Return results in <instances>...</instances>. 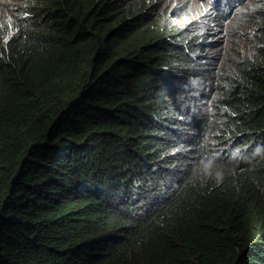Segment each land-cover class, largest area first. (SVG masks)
<instances>
[{
    "label": "trees",
    "instance_id": "trees-1",
    "mask_svg": "<svg viewBox=\"0 0 264 264\" xmlns=\"http://www.w3.org/2000/svg\"><path fill=\"white\" fill-rule=\"evenodd\" d=\"M224 3L0 0V264H264V0L245 48Z\"/></svg>",
    "mask_w": 264,
    "mask_h": 264
},
{
    "label": "clouds",
    "instance_id": "clouds-1",
    "mask_svg": "<svg viewBox=\"0 0 264 264\" xmlns=\"http://www.w3.org/2000/svg\"><path fill=\"white\" fill-rule=\"evenodd\" d=\"M244 0H224V9L226 13H229L231 18L228 21L227 27H232L237 24V18H239L244 10L243 7Z\"/></svg>",
    "mask_w": 264,
    "mask_h": 264
},
{
    "label": "rangeland",
    "instance_id": "rangeland-1",
    "mask_svg": "<svg viewBox=\"0 0 264 264\" xmlns=\"http://www.w3.org/2000/svg\"><path fill=\"white\" fill-rule=\"evenodd\" d=\"M9 1V0H4V2ZM246 19H250L252 20L253 17L251 16L250 13L247 12V17ZM243 29V28H241ZM235 31V30H234ZM221 39H222V43L223 46L226 48L227 46H229L232 43H242L241 47L245 48L247 46V36L245 33H241V34H235L233 31H230V27H227V29L224 31V33L221 34ZM250 38V37H248Z\"/></svg>",
    "mask_w": 264,
    "mask_h": 264
},
{
    "label": "bare ground",
    "instance_id": "bare-ground-1",
    "mask_svg": "<svg viewBox=\"0 0 264 264\" xmlns=\"http://www.w3.org/2000/svg\"><path fill=\"white\" fill-rule=\"evenodd\" d=\"M51 7H52V5H51ZM47 12V11H46ZM30 13V12H29ZM3 23V22H2ZM5 28V27H4ZM22 29V28H21ZM26 31V30H25ZM24 45V44H23ZM24 47V46H23ZM12 49H14V48H12ZM59 210V209H58Z\"/></svg>",
    "mask_w": 264,
    "mask_h": 264
}]
</instances>
